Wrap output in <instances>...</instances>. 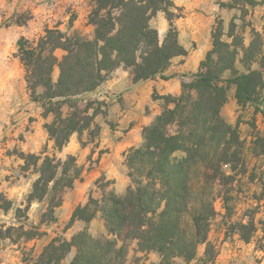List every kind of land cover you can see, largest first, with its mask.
I'll return each mask as SVG.
<instances>
[{
    "label": "trees",
    "instance_id": "trees-1",
    "mask_svg": "<svg viewBox=\"0 0 264 264\" xmlns=\"http://www.w3.org/2000/svg\"><path fill=\"white\" fill-rule=\"evenodd\" d=\"M92 3L87 17L94 29L91 39L77 32L66 35L57 29H47L35 43L21 38L17 44L30 97L42 103L46 115L53 116L52 122L44 127L58 152L74 133L81 135L89 130L97 116L96 110L89 115L87 107L80 108L70 98L94 91L120 67L130 71L134 83L157 76L166 79L163 73L171 60L186 55L178 44L174 25V20L182 17V9L172 0H92ZM259 4H264V0L261 3L231 0L228 7ZM158 12L164 13L168 22L162 42L157 30L150 26V20ZM251 33L249 45L244 46L232 21L225 34L231 39L228 43L222 40V22H216L211 34L212 49L198 72L190 82L182 83L178 97H160L167 100L166 107L151 125L143 128V144L125 153L124 166L130 179L125 194L117 196L111 191L99 201L90 198L74 210L65 227L69 229L75 221L89 224L100 213L108 236L115 239L93 238L87 228L75 234L71 242L56 237L43 249L38 264H60L72 248L75 254L70 264H120L124 250L118 248V241L136 242L141 253H157L159 262L155 264L216 263L217 247L208 241L216 216L215 186L220 188L227 209V196L237 174H245L247 170L243 140L237 127L227 124L220 111L231 86L235 88L238 105H250L260 111L264 103V38L254 30ZM57 50L64 52L60 60L55 56ZM238 60L244 69L242 73L236 68ZM56 66L59 77L54 83L51 76ZM227 73L229 76L225 78ZM38 88L43 89L41 94L37 93ZM64 104L70 109L66 115L62 112ZM178 151L184 155L173 158ZM253 153L264 154V137L256 138ZM24 160L26 166L37 168L38 177L27 195L26 206L17 208L15 217L27 219L31 203L46 199L40 224L54 223L55 210L61 206L65 192L80 178L81 170L70 155L65 160L28 155ZM224 167H228L229 173ZM11 208L12 202L0 193V209L7 212ZM260 224L259 250L264 254V223ZM235 230L245 243L257 232L253 220L238 223ZM11 231L20 232L17 239L31 240L43 235L36 228L24 231L22 227L17 230L9 227L5 235L0 231V239H11ZM202 246L203 253L199 256L198 249Z\"/></svg>",
    "mask_w": 264,
    "mask_h": 264
},
{
    "label": "rangeland",
    "instance_id": "rangeland-1",
    "mask_svg": "<svg viewBox=\"0 0 264 264\" xmlns=\"http://www.w3.org/2000/svg\"><path fill=\"white\" fill-rule=\"evenodd\" d=\"M255 1L261 3L263 0ZM201 3L204 7L214 9L213 28L217 21L222 22L223 41L231 42V39H228L225 34L232 21L236 33L242 37L244 46L249 45L252 30L260 33L264 38V4L254 7L229 8L231 0H209L208 3L204 1ZM220 3L224 6L220 7ZM92 5V0H0V193H3L12 202L11 210L4 212L0 209V231L5 235L9 227L15 230L22 227L24 231L36 228L43 234L40 237L26 240L24 238L17 239L20 232L11 231L9 233L11 239H0V264H38L43 249L53 238L59 237L64 241L71 242L72 237L85 228L93 238L115 239L108 236L105 222L100 213L89 224L75 221L69 229L65 230L78 206L68 205L64 201L74 195L80 184L85 181L91 180V188L83 195L85 203L82 206L88 203L90 198L99 201L104 194L111 191L117 196L125 194L118 195L112 190V179L104 175L95 178L94 175L96 164L107 152L99 147L102 130L107 122L105 101L98 98L95 93L96 89L70 98V101L76 103L80 108L87 107L89 115L93 110H96L97 116L89 130L84 131L81 135L74 133L66 147L58 152L54 149L53 141L49 138L44 127L52 122L53 116L44 113L41 102L31 99L26 87L25 70L18 58V41L24 38L30 43H35L47 29H57L66 35L77 32L91 39L94 29L88 24L87 17ZM160 14L165 18L164 13L160 12ZM157 24V17L150 20L152 28ZM63 55L64 52L61 50L55 52L58 60ZM236 68L239 73L244 72L239 60L236 62ZM253 68L255 69L256 66ZM196 73H186L181 79V85L190 82ZM228 76V73L224 75L225 78ZM51 77L52 81L56 83L59 77L57 66ZM42 92L43 89L38 88L37 93L41 94ZM234 95L235 88L231 86L227 91V102L222 107L220 114L227 124L231 120L233 122L231 126L237 127L239 138L243 140L244 144L243 157L247 170L245 174H237L227 196L229 197L228 210L224 205L222 194L219 193L220 188L215 186L214 209L216 216L211 223L208 241L215 244L218 250L215 264H264V254L259 250L260 237H262L260 223H264V154L255 155L253 153L256 138L264 137V103L262 109L257 111L250 105H238ZM153 97L160 99V96L157 95H153ZM175 97L171 96V98ZM166 102L167 100L160 99L161 112L166 107ZM168 107H172V104H168ZM62 112L64 115L70 112L66 104L63 105ZM28 155L40 156L41 159L45 156L56 157L61 160H65L66 156L70 155L75 158L76 165L81 170L80 178L75 181L72 189L65 192L61 206L55 210L54 223L40 224L41 215L47 206L46 199L31 203L29 211L26 213L27 219L15 217V210L17 208L24 209L26 206L27 195L38 177L37 168L25 164L24 158ZM124 155L122 167H114L113 175L115 176H120L123 173L128 177V171L124 166ZM183 155L178 151L174 153L173 158L180 159ZM39 164L40 162H38ZM224 171L229 173L228 167H224ZM128 180L130 184L129 177ZM251 220H253L257 232L249 243H245L235 230L236 225L238 223L247 224ZM117 244L118 248L123 247L124 250L120 264H155L159 262L157 253L139 252L134 241H126L124 244L118 241ZM203 249V246L198 249L199 256L202 255ZM74 254L75 250L72 248L60 264H70Z\"/></svg>",
    "mask_w": 264,
    "mask_h": 264
},
{
    "label": "crops",
    "instance_id": "crops-1",
    "mask_svg": "<svg viewBox=\"0 0 264 264\" xmlns=\"http://www.w3.org/2000/svg\"><path fill=\"white\" fill-rule=\"evenodd\" d=\"M203 1L209 2L172 0L184 13L182 17L174 20V25L178 32V44L186 51V55L171 60L169 68L163 73L166 79L157 76L134 83L129 70L120 67L112 71L108 79L95 90L98 98L107 105V122L104 124L99 143V147L107 152L96 164L94 175L95 178L104 175L112 179V190L118 195L126 192L129 180L123 173L120 176L113 175L114 167H122L124 153L143 144V128L151 125L161 112L160 99H155L153 95L178 96L181 79L186 73H196L206 53L211 49L214 9L204 7L201 3ZM155 17L158 18V24L154 28L158 32L159 41L162 42L168 30V22L160 12ZM228 123L232 125L233 122L229 120ZM90 188L91 180L85 181L64 203L74 207L82 206L85 203L83 195Z\"/></svg>",
    "mask_w": 264,
    "mask_h": 264
}]
</instances>
